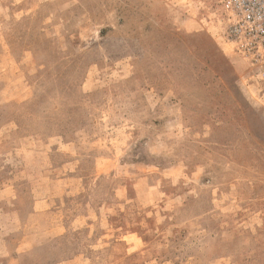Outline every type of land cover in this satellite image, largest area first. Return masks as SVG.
<instances>
[{"label":"rangeland","instance_id":"obj_1","mask_svg":"<svg viewBox=\"0 0 264 264\" xmlns=\"http://www.w3.org/2000/svg\"><path fill=\"white\" fill-rule=\"evenodd\" d=\"M213 0H0V264H264V81Z\"/></svg>","mask_w":264,"mask_h":264},{"label":"built area","instance_id":"obj_2","mask_svg":"<svg viewBox=\"0 0 264 264\" xmlns=\"http://www.w3.org/2000/svg\"><path fill=\"white\" fill-rule=\"evenodd\" d=\"M222 39L264 81V0H213Z\"/></svg>","mask_w":264,"mask_h":264}]
</instances>
